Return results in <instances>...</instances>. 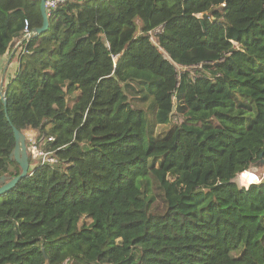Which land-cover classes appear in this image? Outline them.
I'll use <instances>...</instances> for the list:
<instances>
[{
	"label": "trees",
	"instance_id": "trees-1",
	"mask_svg": "<svg viewBox=\"0 0 264 264\" xmlns=\"http://www.w3.org/2000/svg\"><path fill=\"white\" fill-rule=\"evenodd\" d=\"M25 22L38 1L0 0V58ZM48 24L0 101V186L13 128L57 163L0 196V264H264V177L234 182L264 159V0H67Z\"/></svg>",
	"mask_w": 264,
	"mask_h": 264
},
{
	"label": "water",
	"instance_id": "water-1",
	"mask_svg": "<svg viewBox=\"0 0 264 264\" xmlns=\"http://www.w3.org/2000/svg\"><path fill=\"white\" fill-rule=\"evenodd\" d=\"M73 1L82 2V1H96V0H73ZM45 2L46 0H39V10H40V15L42 19V24H41V27L33 29V31H31V36L33 37L40 36L41 34L45 33L49 28L48 13L45 8ZM11 57L12 55L9 58L11 59ZM0 101L2 102L5 108L6 102H5L4 96L0 98ZM173 111H174V108L172 109V112ZM12 131H13L15 145H14L13 151L11 152V155L9 156V159L14 160L18 164L21 172L18 176L14 177L13 179L7 181L6 183L0 186V196H3L9 191L13 190L16 184L20 180L24 179L28 175V172L30 171V167L28 163V154L26 150L25 135L19 132L18 130H16L15 128H13ZM263 166H264V159L262 158V155H260L259 160L251 164L247 170L257 171ZM45 264H48L46 258H45Z\"/></svg>",
	"mask_w": 264,
	"mask_h": 264
},
{
	"label": "built area",
	"instance_id": "built-area-1",
	"mask_svg": "<svg viewBox=\"0 0 264 264\" xmlns=\"http://www.w3.org/2000/svg\"><path fill=\"white\" fill-rule=\"evenodd\" d=\"M30 1H38L39 0H30ZM67 0H46L45 2V8L46 11L48 13V15L54 11L58 6L64 4ZM195 17L197 19H203L204 15L203 14H197L195 15ZM162 28H157L153 31L148 32V37L149 40L152 44H154L155 46H157L156 44V35H158L161 32ZM31 32L27 30V22H25V29L23 32V37L21 38V40L18 43V58L22 55H25L27 53L26 47L27 44L29 42V40L31 39ZM161 51V50H160ZM162 52V51H161ZM175 68L178 72V70H182L183 72L191 69V68H185V67H181V66H176ZM198 68V67H195ZM179 73V72H178ZM36 133V132H35ZM25 135V134H24ZM25 139H26V150H27V154H29L34 167L35 166H42V165H54L57 163V159L53 156V152L51 151H47L44 149V145L45 143L48 142H52V138H48L46 141H44L43 139H38L36 136H31L30 138H28L25 135ZM33 169L29 172H32Z\"/></svg>",
	"mask_w": 264,
	"mask_h": 264
},
{
	"label": "rangeland",
	"instance_id": "rangeland-1",
	"mask_svg": "<svg viewBox=\"0 0 264 264\" xmlns=\"http://www.w3.org/2000/svg\"><path fill=\"white\" fill-rule=\"evenodd\" d=\"M19 59V58H18ZM10 63V58L8 56V59H7V55H6V58L4 61H0V77H2V72L5 73L6 72V69H7V66L9 65ZM5 65V66H4ZM4 67V69H3ZM3 69V70H2ZM19 70V68L17 69V71ZM187 71H190V72H194V69H189ZM179 73H182L183 71L182 70H178ZM15 74H16V71H15ZM15 76V75H14ZM14 79V77H12ZM5 80V79H4ZM3 80V81H4ZM4 83H3V88H1L0 86V98L4 96L5 94V90H4ZM76 94V98H78L79 94L78 93H75ZM74 94V95H75ZM72 100L73 98L70 100V103H69V106H72L71 103H72ZM171 128V125H165L163 127H158V129L156 130V133L159 134L161 132H164L163 135H161L159 138H164L166 132ZM28 138H30L31 136H36L37 137V134L35 133V131H32V130H26L24 131V133ZM34 168V165H32L30 167V169L32 170ZM264 177V166L262 168H260L259 170L257 171H246L245 173L243 174H240L238 175L234 182L239 186V187H244L240 181L241 180H249L251 182V184H255V183H258L261 179H263Z\"/></svg>",
	"mask_w": 264,
	"mask_h": 264
},
{
	"label": "crops",
	"instance_id": "crops-1",
	"mask_svg": "<svg viewBox=\"0 0 264 264\" xmlns=\"http://www.w3.org/2000/svg\"><path fill=\"white\" fill-rule=\"evenodd\" d=\"M19 41L15 45L14 49H12V51L9 54H6L7 55V59H8V56L10 57L12 55V57L10 59L9 65L7 66L6 72L5 73L2 72V77H0V86H1V88L3 87V83H4V87L7 86V84L9 83V79H11L12 77H14L15 71L17 72V69L19 68V66H18V51H19V49H18V47H19L18 46V43H19ZM6 55L3 56V57H1L0 58V61H4L5 58H6ZM3 69H4V67H3Z\"/></svg>",
	"mask_w": 264,
	"mask_h": 264
},
{
	"label": "bare ground",
	"instance_id": "bare-ground-1",
	"mask_svg": "<svg viewBox=\"0 0 264 264\" xmlns=\"http://www.w3.org/2000/svg\"><path fill=\"white\" fill-rule=\"evenodd\" d=\"M251 171V170H250ZM240 183L244 186V187H248L249 185H251V182L249 180H241Z\"/></svg>",
	"mask_w": 264,
	"mask_h": 264
}]
</instances>
